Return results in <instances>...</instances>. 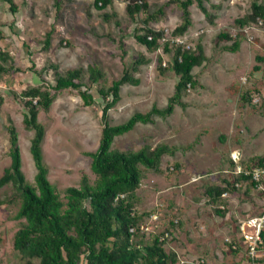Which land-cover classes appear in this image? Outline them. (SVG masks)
<instances>
[{"label":"rangeland","instance_id":"374dc122","mask_svg":"<svg viewBox=\"0 0 264 264\" xmlns=\"http://www.w3.org/2000/svg\"><path fill=\"white\" fill-rule=\"evenodd\" d=\"M60 1L63 9L58 14L55 0H14L15 13L0 0V30L5 34L0 50L10 54L13 65L0 81V177L11 165L8 127L13 125L23 174L35 183L37 170L30 152L34 131L23 123L26 110L20 97L25 89L47 88L54 85L56 73L64 75L93 65L101 68L110 86L144 56L147 63L135 73L139 85H123L120 101L109 111V124L120 125L135 113L164 109L174 95L178 75L158 69L159 58L163 67L171 62L172 53L163 50L165 42L175 48L180 37V44L191 50L201 43L205 60L193 69L198 86L184 94L186 107L177 105L171 115L138 124L117 137L113 148L138 151L161 144L175 148L173 154L164 155L159 173L144 170L137 190L136 211L142 216L144 243L165 234L164 249L180 260L249 264L240 226L264 215V186L239 183L238 191L223 194L218 207L210 204L206 189L233 182L240 169L259 167L257 158L264 156V61L257 60L264 59V25L253 20H247L244 27L237 23L251 15L253 0H206L209 17L194 3L190 7L192 26L182 36L174 33L182 11L169 0H146L148 14L141 13L136 20L127 15V0H114L103 12L94 0ZM104 12L115 13L120 26L116 18L106 23ZM148 16L152 17L148 27L163 33L161 47L154 51L135 38L136 33H144L143 21ZM220 33L231 36L230 40L219 39ZM237 39L239 51H227ZM90 92L96 98L92 106L84 105L77 90L67 89L57 94L49 110L38 115L45 128L42 150L48 178L64 201L65 190L79 188L83 176L91 183L96 180L90 154L99 147L104 104L96 89ZM246 95L251 102L242 99ZM20 205L21 197L11 184L0 189V264L17 260L13 237L21 223L15 217ZM226 206V216H218L215 210Z\"/></svg>","mask_w":264,"mask_h":264},{"label":"trees","instance_id":"16d2710c","mask_svg":"<svg viewBox=\"0 0 264 264\" xmlns=\"http://www.w3.org/2000/svg\"><path fill=\"white\" fill-rule=\"evenodd\" d=\"M2 1L9 5L12 12H17L14 0ZM127 1L129 3L126 12L131 20H136L141 13L148 14L149 4L146 0ZM205 1L169 0V4L182 11V21L174 31L175 35H184L192 26L190 7L194 3L209 17ZM113 2L114 0H94V6L103 12L112 6ZM55 9L59 14L63 9V2L55 0ZM102 18L106 23L116 18V24L120 26L115 13L104 12ZM149 19L152 17L148 16L143 21L144 33H136L135 38L149 51H154L161 47L159 41L163 38V33L149 28ZM247 20L261 21L264 25V0H253L251 15L248 19L238 20L237 23L244 27ZM150 36L152 40H149ZM218 36L223 40L231 38L223 33ZM4 39L5 34L0 30V42ZM49 45L50 33L46 37V49ZM240 45L241 42L237 39L225 49L235 53L239 51ZM163 50L166 54L172 53L171 62L168 68L163 67V61L159 58L158 69L161 73L173 71L178 75L174 95L169 98L164 109L153 107L147 113H135L120 125L109 124V111L120 101L123 85H139L140 80L135 77V73L147 63L144 56L138 57L110 86L105 84L106 76L101 68L93 65L87 70H68L64 75L56 73L54 85L47 88L30 86L20 94L26 110L23 123L27 129L34 131L30 152L37 172L35 183H29L22 171L17 131L10 125L8 132L12 161L0 177V189L11 184L21 197V205L15 215L21 223L13 237V249L17 254L15 264H178L182 261L175 253H168L164 249L165 234L156 235L151 242L144 243V237L140 236L142 216L136 211L139 202L137 190L144 177V170L159 173L164 155L173 154L175 148L166 144L155 148L144 146L138 151L113 148L117 137L131 132L138 124L152 123L155 116L171 115L177 105L186 107L187 104L183 102L184 94L198 86L193 69L205 60L202 44H197L196 48L191 50L181 45L170 48V43L165 42ZM257 60L264 61L261 57H257ZM11 62L10 54L0 50V81L13 69ZM255 69L259 70L260 67L255 66ZM93 88L104 104L99 147L90 154L96 180L91 183L87 176H83L79 188L69 187L65 190L64 201L48 178V168L42 150L45 128L39 122L38 115L41 110H49L57 94L67 89L77 90L84 105L92 106L96 102L95 95L90 92ZM242 99L251 102L248 95ZM231 164L234 166L233 162ZM257 165L264 166V156L257 158ZM242 182H251L255 187L258 185L252 176L241 173L235 176L233 182L224 181L220 186H209L206 189L208 201L218 207L223 194L235 193ZM260 183L264 186V176ZM221 207L215 212L218 216L225 217L229 206L223 209ZM262 239L264 249V231Z\"/></svg>","mask_w":264,"mask_h":264},{"label":"built area","instance_id":"2783aa9c","mask_svg":"<svg viewBox=\"0 0 264 264\" xmlns=\"http://www.w3.org/2000/svg\"><path fill=\"white\" fill-rule=\"evenodd\" d=\"M259 23L262 24L261 21H259ZM149 40H152L151 36L149 37ZM176 41L177 42L175 41L174 42L177 43V46L179 45L182 46V44H180L182 43L180 37H177ZM237 173L238 174L243 173L247 176H252V179L254 181L260 182L264 176V166H259L251 170L240 169ZM154 219H157V216H155ZM142 229L144 228L142 227ZM263 231H264V215L251 217L240 226V236L248 253L249 264H259L261 260H264V249L262 248ZM203 262L204 261L188 262L186 260H182L178 264H202Z\"/></svg>","mask_w":264,"mask_h":264}]
</instances>
